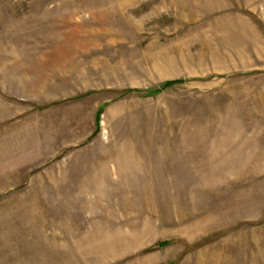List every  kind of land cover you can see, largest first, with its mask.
Masks as SVG:
<instances>
[{
    "label": "rangeland",
    "instance_id": "1",
    "mask_svg": "<svg viewBox=\"0 0 264 264\" xmlns=\"http://www.w3.org/2000/svg\"><path fill=\"white\" fill-rule=\"evenodd\" d=\"M0 264H264V0H0Z\"/></svg>",
    "mask_w": 264,
    "mask_h": 264
},
{
    "label": "trees",
    "instance_id": "2",
    "mask_svg": "<svg viewBox=\"0 0 264 264\" xmlns=\"http://www.w3.org/2000/svg\"><path fill=\"white\" fill-rule=\"evenodd\" d=\"M182 81L181 80H170V81H166L164 82L159 88L157 89H153V90H150L148 92H151V93H156V92H159L160 90H163V89H166V88H169V87H172L173 85L175 84H178V83H181Z\"/></svg>",
    "mask_w": 264,
    "mask_h": 264
}]
</instances>
